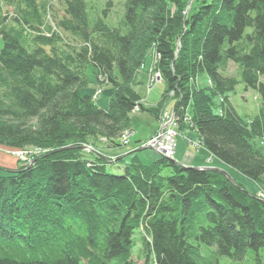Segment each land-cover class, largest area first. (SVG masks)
I'll use <instances>...</instances> for the list:
<instances>
[{
  "label": "trees",
  "instance_id": "1",
  "mask_svg": "<svg viewBox=\"0 0 264 264\" xmlns=\"http://www.w3.org/2000/svg\"><path fill=\"white\" fill-rule=\"evenodd\" d=\"M99 14L87 0H0V144L44 151L0 174V264H135V231L143 264L240 261L248 250L264 264V203L242 184L162 156L143 164L135 151L108 172L83 148L120 145L133 108L145 110L134 86L152 48L166 85L155 118L170 95L180 131L258 182L264 112L241 118L229 94L242 83L264 100V0H125L116 27ZM89 65L113 86L105 108L81 93Z\"/></svg>",
  "mask_w": 264,
  "mask_h": 264
},
{
  "label": "rangeland",
  "instance_id": "2",
  "mask_svg": "<svg viewBox=\"0 0 264 264\" xmlns=\"http://www.w3.org/2000/svg\"><path fill=\"white\" fill-rule=\"evenodd\" d=\"M124 1L125 0H87V3L91 14L94 9H98L100 13L99 15L104 18L105 22L112 27H116L123 15ZM53 2L57 4V0H53ZM104 10L106 13L105 17L102 13ZM1 47L2 40L0 38V48ZM152 56L153 52L151 48L150 52L146 56L145 66L140 70L134 86L135 90L141 97L145 110L131 112L129 128H126L115 138L120 145L112 146L104 138L89 140V149L92 145L99 151L100 154L105 156L108 161L112 159L110 160L111 162L106 161L105 164L108 172L117 174L121 173L123 171L124 162H115L113 159L119 156H124V161H128L132 156L131 153L140 147L147 145V143L144 142L160 128L162 118L160 116L155 118L154 114L150 111V108L157 107L160 104L166 85L161 79H154L157 77H154V71L156 68L154 64L152 65L154 58V56ZM150 67L153 70L152 73H150ZM94 71L95 68L92 65L87 67L85 72L87 85L81 89V93L90 95L97 107L105 108L109 97L112 94L113 86L110 83L104 82H101L103 85L100 86V82L97 80ZM226 75L236 76V67L233 63H229ZM203 80L204 77H199V79L197 78L195 82L200 85L203 83ZM262 80L264 81V76L262 77ZM99 87H102V92L99 96L94 98L95 93L100 91L98 90ZM229 101L236 113L245 120L253 118L261 110L264 112V100L255 90L251 88L246 90L242 83H238L234 90L229 94ZM174 102L175 100L172 97H169L162 104V109L164 112L169 114V116L171 115ZM186 112L188 115L190 112L189 107L186 108ZM189 128V126H185L182 131L175 129L177 134L175 138L176 146L173 159L180 162L183 166H209L220 168L233 180H235V182L242 184L248 192L255 193L257 199L264 203V176H262L258 182H253L242 176L240 173L226 167L218 160L211 158V156L204 149L200 140L199 146L194 143L188 144V140L197 139L196 132L190 130ZM125 132H132L130 143L127 145L121 143L122 135ZM30 149L32 150V147H25L23 151L26 153L28 151V153H30ZM12 151L14 150L10 147L0 144V174L4 173V168L14 169L24 163L19 162L21 160H18V157L15 156ZM135 154L143 164H150L160 157V155L152 148H144L135 152ZM222 173L224 174V172ZM141 233V231H135L133 235L135 238V247L132 252V259L135 264H143ZM200 251L203 255L209 254V250L203 245H201ZM260 254L263 256V250H261ZM217 264H255V252L248 250L245 257L240 261L233 260L226 256H221L218 258Z\"/></svg>",
  "mask_w": 264,
  "mask_h": 264
},
{
  "label": "built area",
  "instance_id": "3",
  "mask_svg": "<svg viewBox=\"0 0 264 264\" xmlns=\"http://www.w3.org/2000/svg\"><path fill=\"white\" fill-rule=\"evenodd\" d=\"M158 75L159 73L157 72L156 77ZM170 94L172 95V92ZM160 117L162 118L160 129L154 135H152L146 143L147 146H149L162 156L171 157L174 153L176 132L173 128H171L170 123L176 122V120H174V115L169 118V116H167V114L165 113H162ZM131 136L132 132H125L122 135L121 143L124 145L128 144ZM191 143H194L197 146H199L200 144L199 140L197 139L191 141ZM29 152L30 153H28L27 151L26 153L23 150H18L14 151L13 154L23 161H30L33 158L32 156L35 154V152H33L32 150Z\"/></svg>",
  "mask_w": 264,
  "mask_h": 264
},
{
  "label": "bare ground",
  "instance_id": "4",
  "mask_svg": "<svg viewBox=\"0 0 264 264\" xmlns=\"http://www.w3.org/2000/svg\"><path fill=\"white\" fill-rule=\"evenodd\" d=\"M153 52V56H154V58H153V63H152V65L154 64H156V61H157V59H158V55H157V53L155 52V51H152ZM151 54V53H150ZM152 55V54H151ZM152 56V57H153ZM145 66V65H144ZM150 69H151V67H150ZM103 84L100 82V86H102ZM100 88V90L102 89V87H99ZM168 97H170V95L168 96ZM133 111H141L140 110V105H136L134 108H133V110H132V112ZM171 124V126H172V128L175 130V129H178L179 130V126H178V123L177 122H171L170 123ZM175 146H176V144H175ZM24 150V149H23ZM31 150V149H30ZM32 151L33 152H35V154H37L38 156L39 155H41L42 153H44V151H43V149L41 148V147H36V148H32ZM23 161H21V163H22Z\"/></svg>",
  "mask_w": 264,
  "mask_h": 264
},
{
  "label": "water",
  "instance_id": "5",
  "mask_svg": "<svg viewBox=\"0 0 264 264\" xmlns=\"http://www.w3.org/2000/svg\"><path fill=\"white\" fill-rule=\"evenodd\" d=\"M66 148H70V147H65L64 149H66ZM83 148H85V149H88L89 147L88 146H83ZM144 148H147L146 146H144V147H140L139 149H137L136 151H140V150H142V149H144ZM33 165V161L29 164V167H31ZM183 166V165H182ZM183 167H188V166H183ZM190 167V166H189ZM190 168H193V169H197V170H206V171H221V172H224V174H225V176H226V178L230 181V182H232V183H234V180L225 172V171H223L222 169H220V168H216V167H209V166H195V167H190Z\"/></svg>",
  "mask_w": 264,
  "mask_h": 264
}]
</instances>
